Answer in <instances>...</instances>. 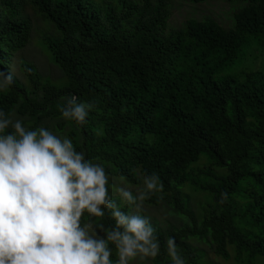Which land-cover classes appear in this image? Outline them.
I'll use <instances>...</instances> for the list:
<instances>
[{
  "label": "trees",
  "instance_id": "1",
  "mask_svg": "<svg viewBox=\"0 0 264 264\" xmlns=\"http://www.w3.org/2000/svg\"><path fill=\"white\" fill-rule=\"evenodd\" d=\"M223 1L235 6L230 24L208 15L169 28L172 0H0V71L14 78L0 110L66 132L111 177L140 186L159 175L163 191L144 203L167 207L178 225L151 219L154 264H170L168 237L186 264H223L194 241L264 264V0ZM34 16L48 24L41 43L54 78L23 55ZM69 94L94 105L82 125L59 111ZM187 186L207 201L195 207ZM105 212L101 222L114 223Z\"/></svg>",
  "mask_w": 264,
  "mask_h": 264
},
{
  "label": "clouds",
  "instance_id": "2",
  "mask_svg": "<svg viewBox=\"0 0 264 264\" xmlns=\"http://www.w3.org/2000/svg\"><path fill=\"white\" fill-rule=\"evenodd\" d=\"M0 71V91L13 83ZM91 102L76 95L59 109L67 121L84 124ZM0 110V264H147L161 253L144 202L163 191L157 174H144L142 186L115 187L101 163L77 151L71 138L43 125L30 129L23 119ZM220 202L228 200L226 192ZM112 224L102 223L106 212ZM102 233V235H101ZM170 264H186L175 237L166 239Z\"/></svg>",
  "mask_w": 264,
  "mask_h": 264
},
{
  "label": "rangeland",
  "instance_id": "3",
  "mask_svg": "<svg viewBox=\"0 0 264 264\" xmlns=\"http://www.w3.org/2000/svg\"><path fill=\"white\" fill-rule=\"evenodd\" d=\"M172 16L169 21V28H180L184 26L186 19L188 18H199L202 19L208 15L214 16L217 19H219L224 24H230L232 20L233 15V9L234 4L229 3L228 1L223 0H209L202 3H195L191 0H172ZM35 24L33 29V38L30 42V44L27 46V48L23 51V55L29 62L35 63L39 69L45 73V76H52L53 78L55 76H59L60 73L58 69L51 63V60L49 59L47 50L41 43V30L46 29L48 24L38 16H34ZM43 46V47H42ZM14 73L17 74V76H20L24 79V74L19 71L17 66H13ZM17 118V117H14ZM49 120V119H48ZM45 122V124L50 123V120ZM56 121H53V125H55ZM50 131H53L55 134L60 135L61 137L67 136L66 132H61L60 129H54V127L49 129ZM68 137V136H67ZM113 179L111 182L115 183V186L111 187V190L115 192V187L122 186L120 185L121 179L112 177ZM127 187L133 189L135 191L136 188L141 187L129 184L127 183ZM186 193H192L190 187H186L185 189ZM116 193V192H115ZM192 204L195 207H198L202 204H204L207 200L206 197L202 195H198L197 193H192ZM135 209L132 207L131 212H134ZM142 214L145 216H148L152 220H157L162 225H167L168 221L171 220V222L175 225H178L175 219L172 218L170 211L165 206H149L144 203ZM105 223V222H102ZM106 224V223H105ZM107 225V224H106ZM102 235V233H101ZM192 244L203 248L207 251V258L211 259L212 261H218L223 264H241L235 261L234 255L232 252V256L230 259L226 260L221 256H218L213 251H211L208 247V245L203 243H197L194 241ZM207 258L205 257V260L207 261ZM207 263V262H206ZM147 264H154V260H149Z\"/></svg>",
  "mask_w": 264,
  "mask_h": 264
}]
</instances>
